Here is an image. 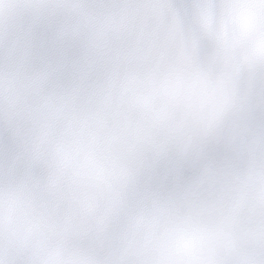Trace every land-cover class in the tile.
Returning <instances> with one entry per match:
<instances>
[{
	"label": "clouds",
	"instance_id": "9594fccd",
	"mask_svg": "<svg viewBox=\"0 0 264 264\" xmlns=\"http://www.w3.org/2000/svg\"><path fill=\"white\" fill-rule=\"evenodd\" d=\"M72 15L0 52V260L3 264H173L252 258L264 181L241 171L222 212L163 225L147 211L128 231L94 201L101 176L145 117L166 118L188 90L173 41L131 0H69ZM3 7H8L4 0ZM250 37L256 14L240 9ZM239 136L251 146L249 126Z\"/></svg>",
	"mask_w": 264,
	"mask_h": 264
},
{
	"label": "snow or ice",
	"instance_id": "6c2138e0",
	"mask_svg": "<svg viewBox=\"0 0 264 264\" xmlns=\"http://www.w3.org/2000/svg\"><path fill=\"white\" fill-rule=\"evenodd\" d=\"M0 0V52L20 37L39 36L70 17L69 0ZM173 41V57L189 85L166 118L148 114L101 176L94 201L105 218L128 231L151 210L163 225H194L225 210L240 188L241 171L264 181V0H131ZM256 14L250 37L239 30L240 9ZM255 134L251 146L239 136ZM0 264L3 261L0 260ZM173 264H232L227 257L191 256ZM264 264V222L257 223L252 258Z\"/></svg>",
	"mask_w": 264,
	"mask_h": 264
}]
</instances>
